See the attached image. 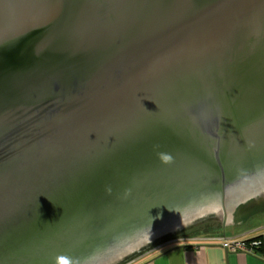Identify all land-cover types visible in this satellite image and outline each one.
Returning <instances> with one entry per match:
<instances>
[{
	"label": "water",
	"instance_id": "95a60500",
	"mask_svg": "<svg viewBox=\"0 0 264 264\" xmlns=\"http://www.w3.org/2000/svg\"><path fill=\"white\" fill-rule=\"evenodd\" d=\"M253 179L264 0H0V264H116Z\"/></svg>",
	"mask_w": 264,
	"mask_h": 264
},
{
	"label": "crops",
	"instance_id": "0c3cea01",
	"mask_svg": "<svg viewBox=\"0 0 264 264\" xmlns=\"http://www.w3.org/2000/svg\"><path fill=\"white\" fill-rule=\"evenodd\" d=\"M260 208L224 226L169 240L139 257L144 260L129 264H264V204ZM228 239L257 244L249 251H231L222 247Z\"/></svg>",
	"mask_w": 264,
	"mask_h": 264
},
{
	"label": "rangeland",
	"instance_id": "374dc122",
	"mask_svg": "<svg viewBox=\"0 0 264 264\" xmlns=\"http://www.w3.org/2000/svg\"><path fill=\"white\" fill-rule=\"evenodd\" d=\"M262 204H264V197L261 198V199H259V200H257L255 202V204H253L249 208H246L245 211L242 213V215L247 214V213H250V212L255 211V210H258V209H261L260 207H261ZM242 215L240 217H242ZM216 226H220V225H216ZM208 227H211V226H208ZM199 230L200 229H196L195 231H193L191 233H187V234H184V235H181V236L169 237V238H166V239H161V240H158V241H154V242L148 243L145 247H142V248L136 250L135 252L131 253V255H128L124 260H122L121 262H118L116 264H129L130 262L138 259L139 257H141L142 255H144L148 251H150L152 249H155L159 245H161V244H163V243H165V242H167L169 240L176 239V238H181V237H184V236H187V235H192L193 233H196ZM144 259L145 258H139L136 261L139 262V261H142Z\"/></svg>",
	"mask_w": 264,
	"mask_h": 264
},
{
	"label": "flooded vegetation",
	"instance_id": "af4514ba",
	"mask_svg": "<svg viewBox=\"0 0 264 264\" xmlns=\"http://www.w3.org/2000/svg\"><path fill=\"white\" fill-rule=\"evenodd\" d=\"M264 182V181H263ZM262 182V180H256V179H253V180H251V181H246V182H244V191H243V193H242V195H246V197H248V198H246V200L247 199H249L250 197H252V196H256V195H258V193H260L261 191H264V183ZM240 186H235L229 193H230V195L231 196H229V198L228 199H235V197L237 196V191H238V188H239ZM233 194V195H232ZM245 200V201H246ZM242 202H244V200H241L240 202H238L237 204H239V203H242ZM210 203H212V202H210ZM210 203H204L202 206L203 207H211L210 206ZM213 204V203H212ZM214 205V204H213ZM200 209H203L202 207H200ZM205 209V208H204ZM206 209H208V208H206Z\"/></svg>",
	"mask_w": 264,
	"mask_h": 264
},
{
	"label": "built area",
	"instance_id": "2783aa9c",
	"mask_svg": "<svg viewBox=\"0 0 264 264\" xmlns=\"http://www.w3.org/2000/svg\"><path fill=\"white\" fill-rule=\"evenodd\" d=\"M255 244L257 243L253 242L251 244H247L245 241L228 239L223 241L222 247L231 251H237V250L249 251L250 246H253Z\"/></svg>",
	"mask_w": 264,
	"mask_h": 264
},
{
	"label": "clouds",
	"instance_id": "9594fccd",
	"mask_svg": "<svg viewBox=\"0 0 264 264\" xmlns=\"http://www.w3.org/2000/svg\"><path fill=\"white\" fill-rule=\"evenodd\" d=\"M167 159H170V158H167ZM57 264H70V261L66 257L60 256V257H57Z\"/></svg>",
	"mask_w": 264,
	"mask_h": 264
}]
</instances>
